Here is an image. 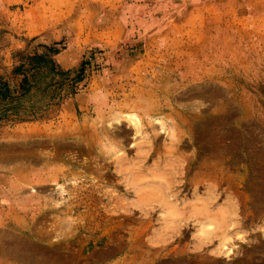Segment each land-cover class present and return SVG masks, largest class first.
I'll list each match as a JSON object with an SVG mask.
<instances>
[{
  "label": "rangeland",
  "instance_id": "1",
  "mask_svg": "<svg viewBox=\"0 0 264 264\" xmlns=\"http://www.w3.org/2000/svg\"><path fill=\"white\" fill-rule=\"evenodd\" d=\"M13 40L0 80L61 55L87 106L46 111L38 141L63 145L70 177L55 214L0 230L35 260L0 264H264V0H0V49Z\"/></svg>",
  "mask_w": 264,
  "mask_h": 264
},
{
  "label": "crops",
  "instance_id": "2",
  "mask_svg": "<svg viewBox=\"0 0 264 264\" xmlns=\"http://www.w3.org/2000/svg\"><path fill=\"white\" fill-rule=\"evenodd\" d=\"M21 46V42L13 40L0 49V70L10 68V65H6L10 64V60L9 52L5 53L4 51L5 47L6 50H11L13 47ZM60 56H54L57 62L64 67L69 66L64 61V57ZM74 103H77L79 108H85L86 104H82L81 92H76L73 96L66 95V98L57 105L59 108L56 117H64L67 109H70L71 104ZM46 121H49L47 115L33 120L17 121L8 118L0 122V133H7L12 129H23L24 136L30 138V140L22 139V141L14 143L13 146L0 141L1 149L14 148L17 150L14 158L8 159L0 156V187H5V190L0 194V199L2 197L9 198L4 201L5 203L0 202V230L25 229L30 226L29 222H32L35 214L46 211L52 214L56 213L57 209L54 207L46 210V207L51 206L46 199L53 192L58 191V186H63L68 181L69 167L66 165L69 164L65 160L66 154L63 145L61 146L53 140L47 141L46 145L38 141L39 137L44 134H47L46 136L55 134L54 129L48 127L49 122L46 123ZM48 130L52 133H48ZM94 149L102 151L103 147L100 145ZM30 212L32 219L24 216ZM7 231L6 233L0 232V260L18 262L27 256L35 260L33 258L34 249L22 238L15 237Z\"/></svg>",
  "mask_w": 264,
  "mask_h": 264
},
{
  "label": "trees",
  "instance_id": "3",
  "mask_svg": "<svg viewBox=\"0 0 264 264\" xmlns=\"http://www.w3.org/2000/svg\"><path fill=\"white\" fill-rule=\"evenodd\" d=\"M82 65V64H81ZM81 67L78 68V72ZM15 75L21 74L17 85L11 86L6 80H0V99L5 100V113L2 118H12L17 121L33 120L46 116L54 105H58L67 93L74 94L76 91H65V84L69 70H64L58 62L47 52L27 54L21 56L19 63L14 67ZM69 80H71L69 78ZM43 98L40 104H24L22 98L28 99L32 95ZM19 109L24 113H19Z\"/></svg>",
  "mask_w": 264,
  "mask_h": 264
},
{
  "label": "bare ground",
  "instance_id": "4",
  "mask_svg": "<svg viewBox=\"0 0 264 264\" xmlns=\"http://www.w3.org/2000/svg\"><path fill=\"white\" fill-rule=\"evenodd\" d=\"M227 249H230V247H227Z\"/></svg>",
  "mask_w": 264,
  "mask_h": 264
}]
</instances>
